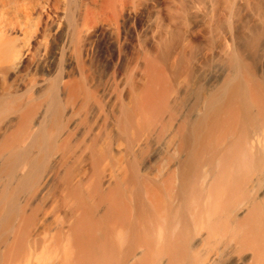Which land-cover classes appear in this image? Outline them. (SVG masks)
Returning <instances> with one entry per match:
<instances>
[{
    "label": "bare ground",
    "instance_id": "obj_1",
    "mask_svg": "<svg viewBox=\"0 0 264 264\" xmlns=\"http://www.w3.org/2000/svg\"><path fill=\"white\" fill-rule=\"evenodd\" d=\"M143 1L0 0V264H264V0H152L99 84L83 28Z\"/></svg>",
    "mask_w": 264,
    "mask_h": 264
},
{
    "label": "rangeland",
    "instance_id": "obj_2",
    "mask_svg": "<svg viewBox=\"0 0 264 264\" xmlns=\"http://www.w3.org/2000/svg\"><path fill=\"white\" fill-rule=\"evenodd\" d=\"M131 12L126 13L128 16L124 14L125 18L124 15H122L120 16L122 17L121 19L120 17L115 19V21L111 19V22H108L109 19L105 21L106 18H104V20L97 18V21L95 18L93 22L91 21L90 23L89 21V23H87L88 26L85 25V28H83L84 33L82 34L84 35L85 45L83 46V57H85L86 62H88L87 64L92 67L96 78H98L97 81L101 85L106 84L108 79L107 73L114 61L116 65L118 64L117 68L118 71L120 70L119 73H121L127 64L126 62L135 56L140 49L145 48L144 50L155 55L158 54L159 48L162 42H164V38L155 28V23L161 22L164 17L159 10L155 8L152 0L141 2L138 4V7ZM100 20H103V22ZM149 26L152 27L150 28ZM51 36L50 40L45 42L41 41V43L37 44L39 53L42 54L45 50L47 52L48 50L49 52L51 50L53 51V48L56 46L55 43H58V36L56 35V37H54L55 35L53 33ZM116 36H119V39ZM21 37L24 39L23 36ZM21 37L19 40L20 44L24 42H22L23 39ZM48 41L49 43H46Z\"/></svg>",
    "mask_w": 264,
    "mask_h": 264
}]
</instances>
